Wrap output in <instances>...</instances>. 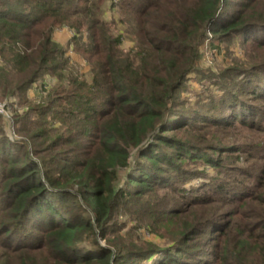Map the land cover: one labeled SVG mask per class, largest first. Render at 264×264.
<instances>
[{"label":"trees","instance_id":"trees-1","mask_svg":"<svg viewBox=\"0 0 264 264\" xmlns=\"http://www.w3.org/2000/svg\"><path fill=\"white\" fill-rule=\"evenodd\" d=\"M209 40L243 56L188 110ZM0 103V264H264V0H0Z\"/></svg>","mask_w":264,"mask_h":264},{"label":"rangeland","instance_id":"rangeland-1","mask_svg":"<svg viewBox=\"0 0 264 264\" xmlns=\"http://www.w3.org/2000/svg\"><path fill=\"white\" fill-rule=\"evenodd\" d=\"M103 18L106 21H110L111 19H116L117 16L115 14V10L111 8L108 3V6L105 8V12ZM118 29L121 27L118 25ZM72 36V31L68 29H62L59 31H55L53 38L54 40L60 42L62 46H65L68 40ZM132 46V43L124 39L122 47L123 49L127 50ZM233 55L235 58H242V50L238 44V41H235L230 47L229 50L226 51L225 45L222 43H217L213 41H206L201 49V60L198 63V71L201 74H192L187 83V88L183 92L182 99L185 101V107L188 110H194L200 108L201 105L206 104L208 101L207 97L213 95H218L215 87H212L209 81H214L215 77L224 69L229 67L230 65V58ZM68 55L71 58V61L76 64L77 68L81 73L87 74L88 67L85 65L84 61L78 55H75L70 50L68 51ZM33 90V98L40 96V93L37 88L31 89ZM216 93V94H215ZM5 104V103H1ZM9 119L7 117H3V124L7 135L13 138L16 136L14 132V128L10 121L11 119V111L8 110ZM1 116V115H0ZM198 182L195 181L193 185H196ZM225 209H232V208H225ZM226 211V210H222ZM236 211V209H235ZM247 210H242L245 212ZM136 217V216H134ZM241 218V217H240ZM132 217L127 218V227L121 232V237L124 240L126 246L135 245L140 249H164L165 247L169 246L172 242L171 238L172 235V228L168 231L161 230L159 224H155V222H148L147 220L143 222L134 221ZM244 217L241 218L234 228L237 229L241 224L244 223ZM150 225L151 229H158L157 234L149 233L147 231V227ZM162 227V226H161ZM101 246L105 247L106 242L100 241ZM212 260L211 256H205L200 258L196 263L201 262H210ZM141 264H151L147 263L145 260L141 262Z\"/></svg>","mask_w":264,"mask_h":264},{"label":"built area","instance_id":"built-area-1","mask_svg":"<svg viewBox=\"0 0 264 264\" xmlns=\"http://www.w3.org/2000/svg\"><path fill=\"white\" fill-rule=\"evenodd\" d=\"M7 111H8L7 105L0 103V115L3 117H7V119H9V115Z\"/></svg>","mask_w":264,"mask_h":264},{"label":"crops","instance_id":"crops-1","mask_svg":"<svg viewBox=\"0 0 264 264\" xmlns=\"http://www.w3.org/2000/svg\"><path fill=\"white\" fill-rule=\"evenodd\" d=\"M33 92H34L33 90L28 91L27 96H28L29 99L33 98Z\"/></svg>","mask_w":264,"mask_h":264}]
</instances>
